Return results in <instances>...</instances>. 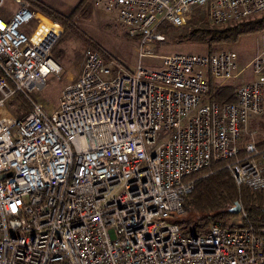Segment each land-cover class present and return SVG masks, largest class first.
<instances>
[{
	"label": "built area",
	"instance_id": "built-area-1",
	"mask_svg": "<svg viewBox=\"0 0 264 264\" xmlns=\"http://www.w3.org/2000/svg\"><path fill=\"white\" fill-rule=\"evenodd\" d=\"M13 1L3 15L0 0V264H264V224L197 233L179 222L189 176L212 160L232 159L237 186L264 190V147L248 129L263 112L264 49L248 62L233 49L177 52L129 70L88 45L68 78L53 51L62 25ZM94 2L137 41L139 59L168 39L161 24L182 26L196 6L213 26L264 12V0ZM52 74L62 88L46 108L29 92ZM210 83L233 85L235 99L209 101ZM16 94L29 104L22 114Z\"/></svg>",
	"mask_w": 264,
	"mask_h": 264
},
{
	"label": "rangeland",
	"instance_id": "rangeland-1",
	"mask_svg": "<svg viewBox=\"0 0 264 264\" xmlns=\"http://www.w3.org/2000/svg\"><path fill=\"white\" fill-rule=\"evenodd\" d=\"M38 1L47 4L66 19L64 24L59 22L64 29V41L54 53H56L58 62L62 66V75L67 74L68 78L76 75L77 63L88 45L102 49L103 52L101 54L106 60L119 61L129 70H134L139 63L145 68H159L161 66V56L172 53H208L209 47L205 44L186 39V34L196 26H202L205 23H208L209 27L213 26L207 18V5L194 7L189 13V18L186 19L182 26L170 27L169 30H166L167 40L161 42L153 41L151 43L152 57L148 56L139 59L136 48L137 41L128 36L127 30L118 21L115 14L106 12L96 6L94 0ZM3 3L4 5L1 9L3 15L10 14L16 8L13 0H3ZM69 15H72L71 18H69ZM222 49H233L238 53L239 61H248L257 52L264 49V30L255 34L244 35L234 44L214 47V51ZM57 79L56 75H50L46 84L40 90L33 89L29 94L38 101L46 98V108H49L50 104L55 107L58 105L60 88H62V85L54 86ZM10 102V105L17 104L18 114L26 112L29 108V104L23 99L21 94H16L15 97L10 99ZM250 127L248 129L256 130L257 134L261 132L260 129H264V98L263 112L261 115L253 117ZM246 136L248 135H244V137ZM192 212H186L185 210L184 218L194 215ZM182 217L179 222H181ZM240 221L239 216L228 219V223H239Z\"/></svg>",
	"mask_w": 264,
	"mask_h": 264
},
{
	"label": "trees",
	"instance_id": "trees-1",
	"mask_svg": "<svg viewBox=\"0 0 264 264\" xmlns=\"http://www.w3.org/2000/svg\"><path fill=\"white\" fill-rule=\"evenodd\" d=\"M36 9L47 14L58 22L65 23L66 19L55 12L47 4L38 0H27ZM72 15H69L71 18ZM171 25L163 23L161 30H169ZM73 29V27H71ZM264 30V12L248 17L240 21H230L221 26H210L208 23L196 26L189 31L187 40L203 43L208 49V55L214 52V47L219 45L234 44L244 35L255 34ZM64 32L55 44V52L64 41ZM92 44V43H91ZM93 45V44H92ZM95 46V45H93ZM100 52L102 49L95 46ZM207 99L211 102L222 104L235 99V87L231 84L214 86L210 83ZM26 108L25 105H23ZM29 109V108H28ZM255 136V144L258 148L264 147V129ZM249 136L238 142L239 154L244 153V141ZM232 159L212 160L211 163L189 176L194 181V187L183 205L186 212L193 210L189 217H182L181 223L189 226L195 232L202 233L212 222L229 224L228 219L237 217L239 213H232L230 209L239 202L247 219L241 223H233L232 226H253L255 228L264 224V190H252L247 186H237L226 164ZM192 216V217H191ZM184 218V219H183Z\"/></svg>",
	"mask_w": 264,
	"mask_h": 264
},
{
	"label": "crops",
	"instance_id": "crops-1",
	"mask_svg": "<svg viewBox=\"0 0 264 264\" xmlns=\"http://www.w3.org/2000/svg\"><path fill=\"white\" fill-rule=\"evenodd\" d=\"M250 60V59H249ZM248 60V61H249ZM247 61V62H248ZM243 76H244V79L246 80V81H252L253 80V75H252V72L249 70V69H247L246 71H245V73H243ZM255 117H257V116H255ZM252 119H253V117L252 118H250V120H249V123H248V126L250 127L251 126V121H252ZM248 127V128H249ZM251 128V127H250ZM244 139V136H243V138H242V140Z\"/></svg>",
	"mask_w": 264,
	"mask_h": 264
},
{
	"label": "water",
	"instance_id": "water-1",
	"mask_svg": "<svg viewBox=\"0 0 264 264\" xmlns=\"http://www.w3.org/2000/svg\"><path fill=\"white\" fill-rule=\"evenodd\" d=\"M6 176H10V173L6 174ZM4 175H0V179L3 178ZM241 210V205L239 202H236L235 205L230 209L232 213H239Z\"/></svg>",
	"mask_w": 264,
	"mask_h": 264
},
{
	"label": "bare ground",
	"instance_id": "bare-ground-1",
	"mask_svg": "<svg viewBox=\"0 0 264 264\" xmlns=\"http://www.w3.org/2000/svg\"><path fill=\"white\" fill-rule=\"evenodd\" d=\"M256 134H257V131H256ZM256 134H255V135H256ZM254 140H255V139H254ZM205 167H207V166H205ZM203 168H204V167H203ZM201 169H202V168H201ZM184 209H185V208H184ZM242 211H243V210H242V208H241L240 212H242ZM243 212H244V211H243Z\"/></svg>",
	"mask_w": 264,
	"mask_h": 264
}]
</instances>
